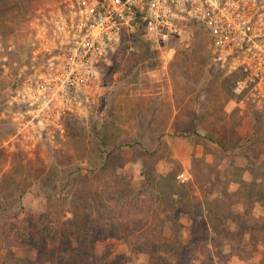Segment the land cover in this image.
Returning a JSON list of instances; mask_svg holds the SVG:
<instances>
[{"label":"rangeland","instance_id":"374dc122","mask_svg":"<svg viewBox=\"0 0 264 264\" xmlns=\"http://www.w3.org/2000/svg\"><path fill=\"white\" fill-rule=\"evenodd\" d=\"M59 1L14 0V7L0 11V232L2 225L15 229L12 224L38 215L45 221L70 217L73 192L101 183L90 175L77 177L71 187L73 171L98 170L114 146L121 161L101 171L146 189V199L156 194L141 187L152 174L160 179L172 172L176 188L183 182V196L175 195L187 210L179 212L180 230L187 238H200L202 247L192 249L206 261L197 252L174 264L264 260V93L243 101L236 97L232 84L239 72L213 59L212 32L192 23L193 45L172 43L177 47L172 57L168 46L166 53L156 47L148 59H138L144 38L126 36L101 64L99 83L81 96L80 106L48 108L43 72L59 51L54 40ZM99 130L108 137L101 150ZM145 216L150 218L148 212ZM234 216L249 220L246 229L233 223ZM165 230L170 233L168 225ZM207 244L213 248L210 257ZM13 250L25 263L38 258L30 246ZM97 252L104 260L123 254L126 264L149 261L147 252L125 239L99 242Z\"/></svg>","mask_w":264,"mask_h":264},{"label":"built area","instance_id":"2783aa9c","mask_svg":"<svg viewBox=\"0 0 264 264\" xmlns=\"http://www.w3.org/2000/svg\"><path fill=\"white\" fill-rule=\"evenodd\" d=\"M54 17L59 51L43 72L48 108L80 106L81 96L99 83L101 64L126 36L140 35L165 53L170 46L172 57V43L193 45L192 23L212 32L213 59L240 73L236 97L264 93V1L240 7L237 0H60Z\"/></svg>","mask_w":264,"mask_h":264},{"label":"trees","instance_id":"16d2710c","mask_svg":"<svg viewBox=\"0 0 264 264\" xmlns=\"http://www.w3.org/2000/svg\"><path fill=\"white\" fill-rule=\"evenodd\" d=\"M14 5H16L14 0H0V11L5 13ZM129 37L139 38L141 36L129 35ZM140 40L142 54L138 59H148L152 49L157 50V48L148 40ZM234 75L236 80L240 73H234ZM96 137L100 139L98 147L101 150V145L108 143V137L102 130L97 132ZM219 144L224 147L221 142ZM114 150L113 146L106 152L105 157L102 156L98 170L91 169L89 173H83L81 169L73 171L77 176L74 177V184L71 187H75V184L79 182V177L85 180L90 175L96 176L101 183L93 187H85L86 189L77 188L73 192L70 217L67 216L64 220L45 221L44 216L38 215L29 219L27 223L18 219L20 222L12 224L15 229L9 227L7 230V225H2L0 264H43L45 261H50L51 264H126L123 254H116L109 260L98 256L97 243L110 238L130 240L135 250L149 254L147 264L185 262L197 253L199 250L195 251L192 247L193 245L196 249L202 247L200 238H187L180 230L179 212L187 210L183 206V200L176 199L175 195L183 196L184 191L181 190L183 182L179 188H176L172 172L160 175V179L152 174L154 177L144 180L141 187H150L151 191H155L156 194L146 199L143 197V191L145 192L146 189H136L132 181L118 173L108 174L101 171L107 169L114 161H121V156L114 155ZM147 173L148 175L151 173L148 168ZM109 178H113V181L107 184ZM161 180H165L166 185L161 184ZM68 185L69 182H66L64 187ZM161 186L164 189L157 191ZM247 194L248 203L252 205L250 190ZM21 195L20 193L18 197L20 206H22ZM160 211L164 212V216H159ZM146 212L150 218L145 216ZM232 221L240 225L242 230L246 229L245 225L249 222L247 218L236 219L235 216ZM167 225L170 233L165 230ZM152 229L156 230L152 231ZM16 246H30L37 249L38 258L27 263L23 262L13 250ZM206 248L207 257L212 256L211 244H207ZM198 253L200 254L198 259H201L202 263L205 262L206 259L202 258L203 253ZM258 264H264V260Z\"/></svg>","mask_w":264,"mask_h":264},{"label":"flooded vegetation","instance_id":"af4514ba","mask_svg":"<svg viewBox=\"0 0 264 264\" xmlns=\"http://www.w3.org/2000/svg\"><path fill=\"white\" fill-rule=\"evenodd\" d=\"M261 1H264V0H237L240 7L242 6L251 7L253 5L259 4V2Z\"/></svg>","mask_w":264,"mask_h":264}]
</instances>
